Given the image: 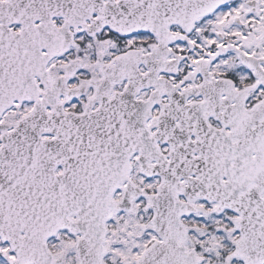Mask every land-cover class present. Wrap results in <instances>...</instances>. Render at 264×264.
Instances as JSON below:
<instances>
[{
  "label": "snow or ice",
  "instance_id": "snow-or-ice-1",
  "mask_svg": "<svg viewBox=\"0 0 264 264\" xmlns=\"http://www.w3.org/2000/svg\"><path fill=\"white\" fill-rule=\"evenodd\" d=\"M0 264H264V0H0Z\"/></svg>",
  "mask_w": 264,
  "mask_h": 264
}]
</instances>
